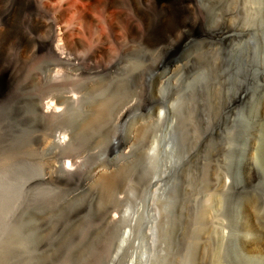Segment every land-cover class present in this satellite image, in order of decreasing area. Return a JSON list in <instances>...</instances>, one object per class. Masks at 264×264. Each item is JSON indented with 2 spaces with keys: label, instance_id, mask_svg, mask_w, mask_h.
Listing matches in <instances>:
<instances>
[{
  "label": "rangeland",
  "instance_id": "rangeland-1",
  "mask_svg": "<svg viewBox=\"0 0 264 264\" xmlns=\"http://www.w3.org/2000/svg\"><path fill=\"white\" fill-rule=\"evenodd\" d=\"M44 1L79 60L6 55L0 264H264L229 241L264 242V0H162L135 38L127 3L112 32L100 1Z\"/></svg>",
  "mask_w": 264,
  "mask_h": 264
},
{
  "label": "bare ground",
  "instance_id": "bare-ground-1",
  "mask_svg": "<svg viewBox=\"0 0 264 264\" xmlns=\"http://www.w3.org/2000/svg\"><path fill=\"white\" fill-rule=\"evenodd\" d=\"M85 1L87 3L86 5L89 7H93L96 2L98 4V1L102 3L103 5L102 7L104 8L103 10H105L104 22L107 25V27H109L110 29L109 31L112 32L116 31V29L119 28V25L116 24V21H113V18L111 21L109 20V18H111L110 14L116 18L122 16V14H124V4L127 3L131 13V17L128 18V21L125 25L126 28H123L124 30H120V31H123L121 32L122 37H129V38H135L136 36H138V28L135 24L137 21H140L144 23L146 26H149L148 14L151 9V6L160 3V6L164 7V4L161 2L162 0H85ZM166 1L169 3L170 6H172L178 0H166ZM44 2H45L44 0H0V64H2L5 69V73L2 69H0V92L7 85V83H5L4 81L5 75H7L10 71H12V67L15 64V62L9 61L7 59L6 55L8 53L9 54L14 53V56L16 57V60L18 62H20L19 60L22 59L30 60L29 58L40 52L41 53L48 52L58 59H61L63 61L65 60V63L67 59H70L71 61H75V62L79 60L77 55H74V53L68 54L69 53L67 52L68 50L66 51L67 53L65 52L64 50L65 45L63 47L62 45L64 43L61 41L63 40L66 41L65 43L66 45H68L67 40H65L68 27L67 26L64 27L65 25L63 27L60 26L59 23L57 22L58 18L56 15L52 16L50 13H48L52 17L47 16V11L49 9L46 10L47 5H45ZM73 25L71 26L68 25L71 32L76 31L75 26ZM120 28L122 29V27ZM74 34L76 35V33ZM71 35L73 36V34ZM122 37H118L116 40L119 41L121 40ZM75 39H77V37ZM94 39L96 40V44L92 55H95L97 53H104L106 50V43L109 40V38L106 35H103L102 32H98L97 30H95ZM70 63L68 64L70 65ZM59 109H60L59 105L53 102L50 103L47 102L42 104L41 106V110L44 113H47V115L48 113L56 114V112L60 111ZM57 141L59 143H65L64 142L65 136L58 137ZM248 142L246 143V145L247 144L249 145ZM246 149L244 150L246 151ZM246 152L243 153L246 154ZM255 161H256L255 152L253 154L252 159L243 158L241 160L243 166L242 173L250 183L258 181V175L255 172V166H254ZM61 171H63L64 173H72L74 170L71 163L70 164L66 163L61 166ZM257 201L261 204L262 210H264V196H262L261 199ZM259 217H264V216L261 214L259 215ZM239 220L240 219H235L236 225H238L237 223ZM240 222L243 221L241 220ZM244 236L248 237V235L246 234ZM241 239H243L244 242H241L240 241ZM229 241H231L233 245L234 244L237 245L240 241L241 242L240 244H242L243 246V247L241 246L242 250L243 248L245 250L246 249L249 250V248L250 249L252 248L254 249L253 251L255 252H257L258 248H263L261 246L264 245V242L261 241L262 243H260V240L257 239H253L252 241L246 238H241V234L237 231V228H235L233 233L229 236Z\"/></svg>",
  "mask_w": 264,
  "mask_h": 264
}]
</instances>
